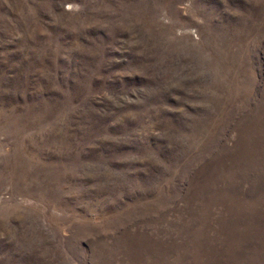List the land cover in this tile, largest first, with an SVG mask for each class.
<instances>
[{
  "label": "rangeland",
  "instance_id": "374dc122",
  "mask_svg": "<svg viewBox=\"0 0 264 264\" xmlns=\"http://www.w3.org/2000/svg\"><path fill=\"white\" fill-rule=\"evenodd\" d=\"M0 264H264V0H0Z\"/></svg>",
  "mask_w": 264,
  "mask_h": 264
}]
</instances>
